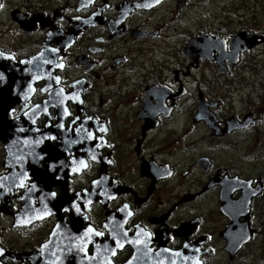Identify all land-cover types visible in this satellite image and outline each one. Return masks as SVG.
Masks as SVG:
<instances>
[{
    "label": "flooded vegetation",
    "instance_id": "obj_1",
    "mask_svg": "<svg viewBox=\"0 0 264 264\" xmlns=\"http://www.w3.org/2000/svg\"><path fill=\"white\" fill-rule=\"evenodd\" d=\"M206 1L213 2L16 0L5 8L10 2L0 0V17L7 12L10 21L0 30L6 39L0 53L17 62L40 55L36 64L51 67L57 79L54 86L37 82L24 104L26 110L40 105L28 138L42 148L29 150L21 186L12 181L0 192V217L9 222L0 230V264H31L56 233L54 249L46 253L52 261L39 264H264V190L251 198L248 216L239 217L251 236L235 253L222 236L231 220L220 201L227 178L264 186L263 170L250 173L264 112L247 105L252 94L244 95L249 63L261 71L256 85L264 94V66L257 67L256 57H264V0L242 6L240 27L217 16L205 27L194 23L191 11ZM183 8L189 9L183 11L186 19ZM240 32L248 36L247 47L254 44L232 67L223 59L220 69L217 51L201 56L199 37L219 38L227 53L231 34ZM53 90L60 92L49 104ZM227 100L244 108L227 111ZM22 107L14 106L10 119L22 116ZM237 144L247 152L246 170L224 153ZM0 146L2 175L8 169L1 139ZM171 152L184 156L174 160ZM94 182L100 196L83 217L72 220L62 209L31 223L14 221L26 188L36 208L47 196L58 199L64 187L70 196L91 190ZM231 188L236 200L242 191ZM4 229L15 238L8 241ZM77 235L81 243L75 244Z\"/></svg>",
    "mask_w": 264,
    "mask_h": 264
},
{
    "label": "water",
    "instance_id": "obj_2",
    "mask_svg": "<svg viewBox=\"0 0 264 264\" xmlns=\"http://www.w3.org/2000/svg\"><path fill=\"white\" fill-rule=\"evenodd\" d=\"M247 38L248 36L244 32L231 34V42L228 46L229 50L227 53L224 44L221 43L222 41L219 42V38L207 39L199 37L198 46L201 48V56L203 58L210 57L211 53L217 51L218 56L216 58L218 59L220 69H222L223 59H226L232 67L234 63L238 62V56L241 52H245L253 47L254 43L251 44L250 47L245 45L248 42ZM37 59H41L40 55L33 56L29 59H22L17 62L14 56L9 54L3 55L0 53V139L5 143L7 156L4 162V167L8 169L7 173L0 175V192L3 190V187L12 181L13 185L11 186H21L20 184H22L23 180L27 178L26 164L28 165L29 163V150L36 152L42 148L39 141L33 139L31 142L28 138L30 132L28 129L31 128L29 125H33L37 117L40 115V105L33 106L30 110H26L27 106H24V104L31 98L37 82H40L43 79L46 84L45 86L47 87L56 83L57 79L52 76V68L45 67L47 65L39 66L36 64ZM59 92V90L51 91L48 94L46 102L49 104L54 103ZM201 102L202 101H199L198 106L200 112L204 109ZM19 103L23 104L21 114L25 110L26 111L19 118L10 119L9 113L12 112L14 106ZM15 165H20V169L17 170ZM73 166L74 165L68 166L69 174L71 173L72 170L70 169L73 168ZM250 183V181L246 182L240 179L229 178L222 183L223 190L220 196V201L222 202L221 210L231 220L229 225H227L223 231L222 236L227 239L226 248L232 253H235L251 236L247 223L245 221H239V217L248 216V208L251 198L264 190V186L251 187ZM99 186L98 182H94L91 190L84 191L82 194L75 193L70 196L67 195V187H64V192L58 199H51L47 196L43 201H40V206L36 208L33 207V203L31 202L32 197L30 195V189L26 188L23 194L19 197L24 203L23 207L17 214H14V221H16L17 224L23 225L25 223L36 221L38 218L46 217L48 214L59 213L62 209L70 212L72 220H74V218H79L80 216L83 217L82 214L84 213V210H89L91 207L90 205L94 204L100 196L96 190ZM231 186L241 189L242 191L241 196L236 200L231 199ZM12 189L13 188L9 189V191ZM101 193L106 194L107 191L105 192L103 190ZM74 197L80 200V202L73 203L71 199ZM59 222L60 219L58 223ZM73 223L79 224L77 220ZM87 230L92 236L94 235V231L89 228H87ZM57 235L58 233L50 236L49 240L44 243V250H42L40 254L37 256L32 255L33 258L31 264H39L40 260L48 263L52 261L53 258L50 256L48 257L46 253L54 249V244L58 240L56 239ZM73 235L75 236L74 233ZM78 235L80 236V234ZM78 235L74 240L75 244L81 243L80 239H78Z\"/></svg>",
    "mask_w": 264,
    "mask_h": 264
},
{
    "label": "rangeland",
    "instance_id": "obj_3",
    "mask_svg": "<svg viewBox=\"0 0 264 264\" xmlns=\"http://www.w3.org/2000/svg\"><path fill=\"white\" fill-rule=\"evenodd\" d=\"M10 2V4L6 5L5 8H8V7H11L12 5H15L16 3V0H8ZM256 0H213V2L210 4L209 1H206L205 4H199V6H196L195 9L198 11V13L196 12V10H192L191 11V14L190 16L192 17V21L194 23H199L200 25L202 26H208V24H210V22L214 20V17H220L221 19H226V20H230L228 22V24H230V22H232L231 24V27H235V26H238L240 27L241 23L239 24L238 23V18L242 17L243 14H241V12L239 13V11L242 9V6H245L244 4L246 5H251V3H254ZM243 4V5H241ZM184 9V8H183ZM181 10V14L183 16L184 19H186L187 17L183 14V11H187L189 9H184V10ZM212 13V14H211ZM7 12L0 17V30L3 29L4 27H7V25L9 24V19L8 17L6 16ZM198 15V19H194L193 16L194 15ZM214 15V16H213ZM158 18V16L156 17ZM160 19V21H162V18H158ZM1 23H5L4 26H1ZM217 25V24H216ZM1 32V31H0ZM1 34V33H0ZM2 35H0V42H5V40L2 41ZM260 51H256L254 54H259ZM257 58H260L261 59V63L259 62L257 64V67L258 68H261L263 67V62H264V57H262L261 55L260 56H256ZM255 57V58H256ZM249 59L251 60V56L249 57ZM255 64V63H254ZM254 64H251L249 63V66L250 67V70H252V72H250L249 74L246 73L247 75V82L250 83V87H248L247 85V92L244 94L246 96H250L251 94L253 96H250L249 99L246 100L247 105H254L256 107V109H258V111L260 110V112H264V94L262 95L261 92L258 91L257 89V85L256 83H260L261 81H259L260 79L259 76L261 74V71H259V69H254L253 68V65ZM189 81L191 82L192 78L191 76L188 77ZM261 79H262V76H261ZM223 84V83H222ZM222 84H219V87L220 86H223ZM215 85L213 84V87ZM189 89L191 91H193V87L188 85ZM222 88V87H221ZM195 91V89H194ZM193 91V92H194ZM259 92V93H258ZM261 93V94H260ZM196 95V93H195ZM239 96V95H238ZM240 99L242 97H239ZM254 104H253V103ZM230 104H228V100L227 102L225 101L224 103V108L225 110L227 111H230L232 109V107H234L235 109L237 110H242L244 107H242V105L238 102H234L233 103V106H230ZM262 127V130L260 131L263 135V138L260 140V142L256 145V147L254 148V150H251L252 152L254 153H257L258 152V160L256 161V164L252 165L254 168H251L250 170V173H252L253 175H257L258 174V171L260 172V170H263L264 171V123L262 125L259 126V128ZM259 134V129H257L256 131V135ZM244 139H242L243 141ZM223 142L225 143H228V144H231V139H224ZM228 147H231V146H227L226 148ZM223 149V147H222ZM177 150V149H176ZM227 150V149H226ZM199 149L198 151H194V153L197 155L199 153ZM174 152V151H173ZM172 153V152H171ZM224 153L228 154L231 158H236L237 160H234L236 162V164H239L241 165L240 169L242 170H246L248 169V165L245 164V162L247 161V152H245V149L243 148V146H241L240 144H237L235 145L234 147H232V150H228V151H225ZM184 154V152H175V153H172V156H173V159H182L183 156L182 155ZM261 154H263L262 156H260ZM4 155H5V152L2 150L1 146H0V162H2L4 160ZM224 157V156H223ZM3 169L1 163H0V171ZM262 211L264 212V197L262 198ZM9 222L7 220H5L3 217H0V230H2L1 227H4V226H8ZM9 230H6L4 229V232H7ZM15 235L14 233H11L10 231L7 232V240L10 241L12 240L13 238H15ZM251 262H253V260L250 259ZM249 263V262H248Z\"/></svg>",
    "mask_w": 264,
    "mask_h": 264
},
{
    "label": "bare ground",
    "instance_id": "obj_4",
    "mask_svg": "<svg viewBox=\"0 0 264 264\" xmlns=\"http://www.w3.org/2000/svg\"><path fill=\"white\" fill-rule=\"evenodd\" d=\"M258 259H259V258H258ZM258 259H257V260H258Z\"/></svg>",
    "mask_w": 264,
    "mask_h": 264
}]
</instances>
